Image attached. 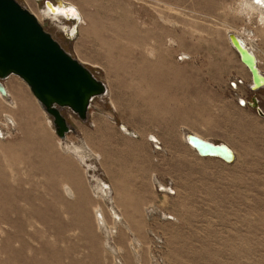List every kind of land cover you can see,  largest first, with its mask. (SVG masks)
Instances as JSON below:
<instances>
[{"label":"rangeland","instance_id":"1","mask_svg":"<svg viewBox=\"0 0 264 264\" xmlns=\"http://www.w3.org/2000/svg\"><path fill=\"white\" fill-rule=\"evenodd\" d=\"M65 1L85 18L79 32L40 23L108 94L86 121L61 109V140L20 78L2 82L0 264H264V89L250 90L227 37L240 33L264 75L257 16L240 0ZM252 99L261 115L240 104ZM191 132L237 159L199 158ZM139 194L151 199L141 212Z\"/></svg>","mask_w":264,"mask_h":264},{"label":"water","instance_id":"2","mask_svg":"<svg viewBox=\"0 0 264 264\" xmlns=\"http://www.w3.org/2000/svg\"><path fill=\"white\" fill-rule=\"evenodd\" d=\"M54 3L59 0H45L44 5L52 11L56 8ZM65 9L72 14L71 9L75 7L65 5ZM64 20L76 23L77 18L70 15ZM227 37L251 74L250 90L264 89V75L257 67L254 54L233 33H228ZM11 76L20 78L28 86L51 118L54 131L61 140L72 131L61 109H69L79 120L86 121L94 99L108 94L107 86L66 52L26 7L17 0H0V94L6 98L8 93L2 82ZM253 101L256 104V100ZM256 109L261 115V110ZM186 139L200 157L220 158L227 164L235 162V154L225 144L204 141L194 134H187Z\"/></svg>","mask_w":264,"mask_h":264},{"label":"bare ground","instance_id":"3","mask_svg":"<svg viewBox=\"0 0 264 264\" xmlns=\"http://www.w3.org/2000/svg\"><path fill=\"white\" fill-rule=\"evenodd\" d=\"M48 1H50V0H48ZM238 2V1H237ZM239 4H238V9H242V13H244V15H245V13L248 15V16H250V17H246L247 18V20H249L250 22H251V19L253 18V15H255V16H257L256 18H258L257 19V21H259V23H260V25H261V27H262V29L264 28V3H257L256 2V0H240L239 2H238ZM65 5H71V6H73V7H75V9L77 10L76 11V13H74V12H72V14H70L66 9H65ZM54 6H56V8L55 9H52V11H50V9L48 8V7H44V10L42 11V10H40L38 13H35V12H32L31 11V13L32 14H34L35 16H36V18L38 19V21L39 22H42L43 21V19H45V18H49V19H51L52 21H58V23H59V28H61L64 32H66L68 35H74L76 32H79V29H80V26H83V25H85L86 24V22H85V18H84V16H83V14H82V12L79 10V8L76 6V5H74V4H72V3H70V2H67V1H65V0H59V3H54ZM236 11V10H235ZM238 11V10H237ZM237 13V12H236ZM239 14H240V11H239ZM70 15H72V16H74V17H76L77 18V21H76V23L74 22V23H72V25H67V24H65L64 22H62L63 20H64V17H69ZM240 15H242V14H240ZM65 21V20H64ZM232 32V30H227V35H228V33H231ZM239 33V32H238ZM238 33H236V32H233V34L234 35H236L237 36V38L238 39H240L243 43H244V46L249 50V51H251L253 54H254V56H255V53H254V50H252V48H250L249 46H248V44L246 43V41L244 40V38L242 37V36H240ZM229 41V40H228ZM252 47V46H251ZM256 57V56H255ZM256 61H257V59H256ZM258 67V66H257ZM259 69V68H258ZM252 79V78H251ZM235 87H236V89L237 88H239L238 86H236L235 85ZM7 90V89H6ZM238 90V89H237ZM7 93H8V95L10 96V94H9V92H8V90H7ZM0 96H1V94H0ZM1 98L3 99V100H5V98H4V96H1ZM246 103L247 102H245L244 101V103L243 104H245L246 105ZM11 105V104H10ZM6 119H8L10 122H11V120H12V118L10 117V116H7V117H5ZM7 120V121H8ZM10 126V125H9ZM121 130L124 132V133H127V134H129L130 132L128 131V129H126L124 126H122V128H121ZM187 134H194L195 136H197L198 138H200V139H202V140H204V141H208V142H212V141H210L209 139H207V138H204V136L203 135H201V134H198V133H194V132H191V133H186L185 135H184V143L186 144V146H187V148L189 149V151H191V152H193L196 156H198L199 158H201V159H204L203 157H200L199 155H198V153L196 152V150L195 149H193L189 144H188V142H187V139H186V136H187ZM152 142H155V143H157L158 141L154 138V137H152ZM58 145L60 146V148L61 149H63L62 147H63V142L59 139L58 140ZM212 143H214V142H212ZM216 144V143H215ZM225 144V143H224ZM233 153H234V151H233V149L228 145V144H225ZM75 146V145H74ZM73 146V147H74ZM69 147V146H68ZM71 149V148H70ZM75 149V148H74ZM69 150V149H68ZM79 150V149H78ZM81 152V151H80ZM76 153V152H75ZM78 153V152H77ZM79 154V153H78ZM235 154V153H234ZM76 156H78L77 154H75ZM81 155V154H80ZM78 158V157H77ZM81 158V160H83V158L82 157H80ZM207 158H212V157H207ZM212 159H218V160H221V161H223L222 159H220V158H212ZM224 162V161H223ZM225 163V162H224ZM227 164V163H226ZM116 186H117V190L116 191H119L120 190V187L116 184ZM64 188V187H63ZM101 188V187H100ZM69 189V188H68ZM68 191V190H67ZM102 191V190H101ZM70 192V191H69ZM72 193V192H71ZM118 193V192H117ZM72 195V194H71ZM108 197V196H107ZM113 213V212H112ZM100 217V216H99ZM116 217V216H115ZM116 219H118V218H116ZM121 219H122V217H121ZM101 220V223L104 221L103 220V218L102 219H100ZM129 230V229H128Z\"/></svg>","mask_w":264,"mask_h":264},{"label":"crops","instance_id":"4","mask_svg":"<svg viewBox=\"0 0 264 264\" xmlns=\"http://www.w3.org/2000/svg\"><path fill=\"white\" fill-rule=\"evenodd\" d=\"M242 95V94H241ZM256 100V104H255V102L253 101V99H252V102L250 103H246L247 105H249V107L250 108H252V109H256V107H258V100L257 99H255ZM227 101V104H229V105H231L232 107H234V108H236L235 107V105L233 104L234 102H232V101H230V100H226ZM242 106H244L245 104H242V103H240ZM246 105V106H247ZM259 108V107H258ZM260 109V108H259ZM257 110V109H256ZM234 151V150H233ZM234 153H235V157H236V159H237V154H236V152L234 151ZM133 202L137 205V210H139L140 212L142 211V209H143V207L145 206V205H147L150 201H151V199H150V197H146V195L145 194H139V195H134V197H133ZM124 210H127V209H124ZM126 213V212H125ZM127 224H129V225H132V224H135V222H127Z\"/></svg>","mask_w":264,"mask_h":264},{"label":"snow or ice","instance_id":"5","mask_svg":"<svg viewBox=\"0 0 264 264\" xmlns=\"http://www.w3.org/2000/svg\"><path fill=\"white\" fill-rule=\"evenodd\" d=\"M257 3H264V0H256ZM71 11H75V9H71ZM241 103H243V101H241Z\"/></svg>","mask_w":264,"mask_h":264},{"label":"flooded vegetation","instance_id":"6","mask_svg":"<svg viewBox=\"0 0 264 264\" xmlns=\"http://www.w3.org/2000/svg\"><path fill=\"white\" fill-rule=\"evenodd\" d=\"M38 1V0H37ZM45 2V1H44Z\"/></svg>","mask_w":264,"mask_h":264}]
</instances>
